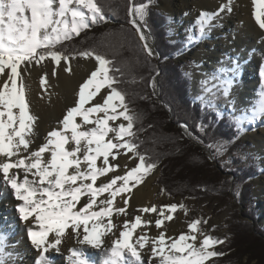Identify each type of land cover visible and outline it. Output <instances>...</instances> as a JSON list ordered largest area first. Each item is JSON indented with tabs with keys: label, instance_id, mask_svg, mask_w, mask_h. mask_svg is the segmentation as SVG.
Here are the masks:
<instances>
[{
	"label": "snow or ice",
	"instance_id": "obj_1",
	"mask_svg": "<svg viewBox=\"0 0 264 264\" xmlns=\"http://www.w3.org/2000/svg\"><path fill=\"white\" fill-rule=\"evenodd\" d=\"M151 4L152 0L139 4L128 0L127 5L128 23L147 58L155 56L146 35ZM232 4L233 0H225L213 12L202 10L196 21L198 36L190 39H202L222 13L232 12ZM252 4V15L264 29V0H252ZM107 22L99 0H0V183L11 190L19 220L28 225L27 238L37 253L34 264H53L48 254H62L69 240L74 246L66 249L67 264L211 262L225 255L215 250L225 241L205 231L207 220L192 219L187 231L167 234L166 221H173L178 209L187 215L183 203L141 207L139 215L128 219L133 189L157 168V162L140 151L143 142L138 132L144 129L135 126L141 116L130 107L121 87L135 80L126 81L127 66H118L96 48L69 52L66 47L82 32ZM78 57L94 59L95 69L79 83L73 105L37 144L39 117L31 111L24 73L46 59L56 66L63 61L64 70L71 73L70 60ZM238 72V63L220 68L201 81L202 94L197 99L211 108L215 96L227 98ZM56 74L54 68L52 75ZM260 76L264 79V67ZM46 77L47 73L40 81L42 88ZM151 86L155 89L154 78ZM245 117L250 122L264 117V96ZM180 127L189 133L187 124ZM235 127L237 132L242 130L239 119ZM197 130L205 132L203 122ZM208 147L216 156L226 150L220 142ZM120 157L126 158L124 163H114ZM152 213L154 221L143 218ZM153 224L157 234L149 235L147 229ZM4 241L5 233L0 231V264H14ZM90 250L99 257L91 258Z\"/></svg>",
	"mask_w": 264,
	"mask_h": 264
},
{
	"label": "trees",
	"instance_id": "obj_2",
	"mask_svg": "<svg viewBox=\"0 0 264 264\" xmlns=\"http://www.w3.org/2000/svg\"><path fill=\"white\" fill-rule=\"evenodd\" d=\"M99 2L105 6L111 22L86 30L67 42L68 51L96 48L98 52L106 53L109 59H114L118 66H127L124 68L125 79H134L135 82L122 83L121 87L127 92L130 107L141 116V121L135 126L136 129H144L138 132V140L143 142L140 151L161 168L162 182L159 185L162 192L168 197H180L182 201L226 200L233 192L232 182L227 176L229 172L217 166L218 156L208 145L220 142L226 144L233 154L246 152L248 144L241 140L242 131L237 132L236 119L229 114L220 116L217 109L205 108L192 96V74L173 58L187 44L171 40V19L156 8V0L148 9L147 28L153 36L159 58H147L142 52L138 36L128 23V0ZM134 2L139 4L146 0ZM153 78L158 79V99H155V89L151 86ZM200 122L205 126L204 133L197 130ZM182 123L188 125L199 144L192 142L182 131ZM207 150L214 155V161L209 158ZM233 166L237 167L234 172L236 180L241 182L240 200L244 205L250 203L252 209L235 219L233 241L228 244V250H217L225 255L214 258L213 262L264 264V226L258 224L251 182L261 171L260 164L252 160L246 166L242 159L234 158L228 167L231 169ZM245 218L247 220L243 222Z\"/></svg>",
	"mask_w": 264,
	"mask_h": 264
},
{
	"label": "bare ground",
	"instance_id": "obj_3",
	"mask_svg": "<svg viewBox=\"0 0 264 264\" xmlns=\"http://www.w3.org/2000/svg\"><path fill=\"white\" fill-rule=\"evenodd\" d=\"M224 2L225 0H164L163 4L166 8L178 9V11H184L190 5H196L199 14L202 10L213 12ZM253 7L252 0H233L232 12L222 13L213 22L206 35L179 58H186L193 53L199 59L198 63L201 64L202 70L214 74L220 68H231L236 63L239 64V72L230 87L233 93L232 100L235 101V108L250 131L249 137L257 143L260 150L264 151V117H257L251 122L245 117V113H250L264 96V79L260 76L261 69L264 67V29L256 23L252 15ZM146 35L149 37L152 48L151 35L147 31ZM65 66L64 62L56 66L54 62L47 60L40 66H32L27 73H24V79L28 78L27 98L31 102V111L39 117L37 144L42 142L43 136L51 127L56 126L66 109L73 105L79 83L95 69L96 64L86 61L84 64L74 65V62L70 60L71 73L64 70ZM54 68L57 74L53 76L51 73L50 81H47L46 87L42 88L41 80L37 81L38 76L44 69H50L53 72ZM125 159L121 157L119 163L123 164ZM128 166H134V161L129 162ZM157 175L158 171L154 170L150 176L146 177L143 184L133 189L129 201L128 219L139 215L137 209L141 207L163 206L156 201L158 189L153 187ZM256 183L258 191L264 194V172L256 179ZM17 203L11 190L0 183V231L5 233L6 251L13 253L14 264H34L37 253L27 238L28 225L19 220L15 211ZM155 217L156 214L152 213L144 214L143 218L154 221ZM187 222L184 213L174 215L173 221H166L167 234L179 235L181 231H187ZM147 231L149 235L157 234L154 224ZM72 246L74 242L69 240L62 246V254L50 252L48 255L54 261L53 264H67L66 249ZM89 255L97 259L100 254L90 250Z\"/></svg>",
	"mask_w": 264,
	"mask_h": 264
},
{
	"label": "rangeland",
	"instance_id": "obj_4",
	"mask_svg": "<svg viewBox=\"0 0 264 264\" xmlns=\"http://www.w3.org/2000/svg\"><path fill=\"white\" fill-rule=\"evenodd\" d=\"M163 1L164 0H156V3H155L156 8L159 9L165 15H168L171 19V27H170L172 30L171 40H174V41L181 40L183 42H186L187 44V47L185 49L177 53L178 54L177 60L178 62H181L184 65V69L187 72L192 74V77H193L192 96L196 98L197 102H201L200 100L197 99V97L202 94L201 93V88H202L201 81L205 79H210L211 76L214 75V73H209V72L202 70L201 64L198 63L199 59L197 58V56H194L193 53L188 55L186 58H181V59L179 58L182 53L189 51L194 43L201 40V39H195V40L190 39V37L192 36H198V29H196V21L199 17V14H198L199 9L196 5H190L184 11H178V9L172 10L171 8L170 9L166 8L163 4ZM154 2L155 0H152V7L154 5ZM193 14H195L194 17H193ZM111 20L109 19V22H111ZM109 22L94 25L91 28H94L100 25H107ZM151 40L153 43L152 49H153V52L155 53L154 50L156 49V45H155V41L152 35H151ZM47 60H50V59H46L42 63H46ZM71 61L74 62V65H81V64L86 63V61L96 64L95 60L91 58L89 59L77 58V59H72ZM61 63H63V61ZM45 73H47L46 80L50 81V77L52 73L50 69H44L41 72V75L38 76L37 81L38 79L41 80L42 78H44ZM24 80H25L24 83L27 84L26 82L28 81V78H25ZM232 94L233 93H231L230 91L229 96L227 98H225L222 94L212 98V101H213L212 107L217 109L220 112V116H222L225 113L241 121V124H242V139L241 140L248 144L247 151L244 153H238V154H233L231 150L228 149V147H226L224 154L221 156H218V159H217V162H218L217 166L219 167L221 166L220 169L222 171L225 170L226 172H229L227 176L230 178L229 180H231L232 182V186H233V192H231L232 195L226 197V200H223V201L211 200V199H206L204 201H200V200L196 201L193 199H187V200L182 201L180 197L178 198L168 197L164 192H162L161 187L159 185V183L162 182V179L160 178L162 170L160 167H157L155 169L156 171H158V175H157L156 181L153 183V187L158 189L156 201L159 202L160 205L164 206V205H169L172 203H177V204L183 203L188 209L187 215H185L183 210H179V209L174 215H179L181 213H184L185 219L188 221L192 219H196V218H202L208 221L206 225H203L205 231L208 232L211 236L225 241L223 244H218L215 246L216 251L217 250H221V251L228 250L227 248L228 244L233 241V238H232L233 237V234H232L233 226L235 223H237L235 219L239 215H245V213H249V211H251L252 209V205L250 203L247 205V203L245 202L246 204L244 205V202L240 200L239 192L241 191V182H240V179L236 180V177L234 175V172L236 171L237 167L233 166L231 169L228 167L233 164L234 158L242 159L244 161V165L246 166L251 164L252 160H256L260 164L261 171H259L253 177L251 182L253 184V191H252L253 197H254L253 203H254V210L257 212V216H258V224H260V226H264V194H261L258 191V185L256 183V179L260 175H262L264 172V151L260 150L257 143L252 138L249 137L250 131L246 128L243 118L240 116V114L238 113V110L235 108V104H234L235 101L232 100ZM158 98H160V90L158 87V79L155 78V99H158ZM197 144L199 143L197 142ZM120 158H118L117 161H115V163H119ZM212 158L214 161L213 154H212ZM175 184L177 183H174L173 185ZM245 220L247 219L246 218L242 219L243 222ZM212 226H215L214 229ZM213 260L211 262H207V264H215Z\"/></svg>",
	"mask_w": 264,
	"mask_h": 264
},
{
	"label": "water",
	"instance_id": "obj_5",
	"mask_svg": "<svg viewBox=\"0 0 264 264\" xmlns=\"http://www.w3.org/2000/svg\"><path fill=\"white\" fill-rule=\"evenodd\" d=\"M147 32H149V31H147ZM150 34V33H149ZM151 35V34H150ZM153 44V43H152ZM155 48V47H154ZM155 51V55H156V57L157 58H159V54H158V52L156 51V49L154 50ZM178 54H176L175 56H173V58L176 60V61H178L177 59H178ZM183 129V128H182ZM183 131H184V129H183ZM185 132V131H184ZM194 143H196L197 144V142L195 141V139H194V137L191 135V133H190V131H189V133H185ZM207 152V154L209 155V158L211 159V160H213V158H212V154H211V152L210 151H206Z\"/></svg>",
	"mask_w": 264,
	"mask_h": 264
}]
</instances>
